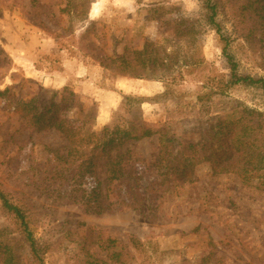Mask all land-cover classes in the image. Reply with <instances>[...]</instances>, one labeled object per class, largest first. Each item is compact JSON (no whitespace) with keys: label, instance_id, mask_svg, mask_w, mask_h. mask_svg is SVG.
I'll return each instance as SVG.
<instances>
[{"label":"rangeland","instance_id":"1","mask_svg":"<svg viewBox=\"0 0 264 264\" xmlns=\"http://www.w3.org/2000/svg\"><path fill=\"white\" fill-rule=\"evenodd\" d=\"M221 2L218 33L207 0H0V186L26 211L38 245L46 249L44 264H264V159L243 182L223 170L228 161L209 160L210 147L201 145L197 180L181 184L152 168L157 136L130 142L140 158L134 194L128 203L96 214L56 197L61 183L46 177L53 150L62 151L65 140L54 128L31 129L27 122L43 113L55 93L59 100L65 87L80 95L83 107L97 104V132L117 120L125 94L145 100V122L167 123L176 136L204 144L213 139L216 117L235 107L264 115V89L233 84L227 56L240 74L264 79V40L250 45L233 34L234 1ZM146 45L155 47L151 55L159 59L151 76L119 74L117 57ZM163 57L167 66L160 63ZM62 72L69 74L67 83ZM170 76L177 80L166 94ZM219 86L229 91L207 99ZM256 132L264 154V122ZM81 185L90 191L97 180L89 175ZM0 264H39L1 203Z\"/></svg>","mask_w":264,"mask_h":264},{"label":"trees","instance_id":"2","mask_svg":"<svg viewBox=\"0 0 264 264\" xmlns=\"http://www.w3.org/2000/svg\"><path fill=\"white\" fill-rule=\"evenodd\" d=\"M233 1L231 8L233 34L250 45L263 41L264 0ZM220 4H222L221 0H207V6L211 11L208 19L211 24L218 27V33L220 28L215 18ZM223 4L226 5V2ZM226 47L227 43L224 46L225 53ZM149 48L151 53L146 55ZM153 52H156L155 47L146 45L142 51L124 53L117 57L119 74L132 78L151 76L150 71L155 69L156 63L159 62L156 56L151 55ZM143 54L145 56L141 57ZM227 56L231 63L233 84H257L264 89L263 78L256 79L240 74L237 71V63L232 61L228 54ZM162 60L160 63H165L164 66H167L168 60L164 57ZM102 64L106 68L116 70L110 63ZM141 68L144 69L143 72ZM166 79L169 87L166 94H170L172 93L170 87L177 78L170 76ZM228 89V86H219L207 94V99H211L214 92L225 94ZM57 96L55 93L43 113L34 114L35 120L27 117V122L32 125L31 129L54 128L64 138L62 151L58 148L53 150L55 161L46 179L61 183L62 188L57 190L56 197L76 203L86 212L101 214L111 211L128 203L127 197L134 194L135 184L139 180L135 177V165L140 158L127 146L130 142L157 136L158 154L156 160L151 162L152 168H159L158 174L164 176V180L173 176L174 180L181 184L197 180L194 164L200 159L201 145L210 147L207 150L211 154L209 160L217 159V165L228 161L223 170L237 174L243 182L252 178L253 173H256L254 171L260 169L259 165L264 159V154H261L263 150H260L263 146L259 144L260 140L256 135V131L264 122V115L253 108L235 107L232 112L216 117L219 123L217 129L215 128L213 139L210 143L204 144L185 138L184 134L176 136L170 131L167 123L153 126L145 122L141 109L145 100L138 96L125 94L118 113V121L115 120L112 124L104 126L102 132L95 130L98 116L96 103L88 108L83 107L80 95L69 87L63 89L59 100L56 99ZM203 97L200 96L199 99H204ZM240 104L243 106L242 103ZM71 112L74 113L73 117H69ZM23 117L26 119V115L23 114ZM237 117L238 120H235ZM260 117L262 119H259ZM231 120H233L232 126L229 128ZM33 124H38L39 128H34ZM228 128L229 131L225 132ZM222 149L224 150L221 151ZM89 175L96 178L97 185L87 191L82 187L81 181ZM121 192L124 193L125 198H119ZM0 203L6 213L16 220L33 257L39 264H44L46 249L38 245L30 229L26 211L21 205L12 201L1 186ZM132 243L142 244L137 240H133ZM211 245H214L212 240ZM118 255L120 258L121 254Z\"/></svg>","mask_w":264,"mask_h":264},{"label":"crops","instance_id":"3","mask_svg":"<svg viewBox=\"0 0 264 264\" xmlns=\"http://www.w3.org/2000/svg\"><path fill=\"white\" fill-rule=\"evenodd\" d=\"M60 74H62L63 76H64V79H66V82H64V83H67V81H69L68 80V78H69V74L68 73H60ZM115 97V99L117 98V103L119 102V96H117L116 97V95L114 96ZM104 113V112H103ZM103 113H101V114H103ZM104 116H106V115H104ZM98 119H100V117L98 118Z\"/></svg>","mask_w":264,"mask_h":264}]
</instances>
